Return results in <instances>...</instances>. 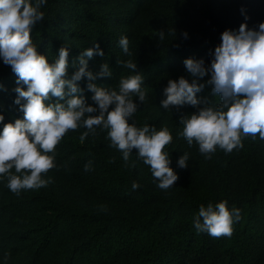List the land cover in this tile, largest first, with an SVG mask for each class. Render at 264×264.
<instances>
[{
  "label": "trees",
  "instance_id": "obj_1",
  "mask_svg": "<svg viewBox=\"0 0 264 264\" xmlns=\"http://www.w3.org/2000/svg\"><path fill=\"white\" fill-rule=\"evenodd\" d=\"M41 10L45 16L31 36L50 62L64 44L71 49L72 70V59L97 39L105 56H94L89 67L98 71L102 62L109 63L112 77L97 81L106 87H116L129 74L117 60L138 63L148 95L129 122L169 127L173 139L165 147L179 176L175 185L161 189L135 149L123 161L110 146L107 130L98 129L83 142L79 136L85 128L69 130L56 146L57 166L45 174L49 184L17 195L6 187V178L0 179V264H264V142L259 134L243 137V148L225 152L217 147L206 158L195 141L189 146L178 135L180 116L197 107L160 106L168 80L188 76L184 59L203 58L210 65L224 30L264 22V0H47ZM159 30L165 32L163 41ZM122 35L129 39L131 57L118 43ZM0 86L3 123L22 117L14 103L16 75L2 61ZM197 95L204 101L199 107L220 102L211 85ZM183 152L189 154L188 166L179 168ZM89 161L91 170L85 171ZM133 181L140 187L132 189ZM221 200L241 209L231 236L197 232L192 221L199 206Z\"/></svg>",
  "mask_w": 264,
  "mask_h": 264
},
{
  "label": "clouds",
  "instance_id": "obj_2",
  "mask_svg": "<svg viewBox=\"0 0 264 264\" xmlns=\"http://www.w3.org/2000/svg\"><path fill=\"white\" fill-rule=\"evenodd\" d=\"M46 3L0 0V61L16 75L14 103L23 113L7 123H3L5 116L0 113V179L6 178V187L17 195L24 189L46 186L51 177L45 174L57 166L56 146L69 130L83 127L86 130L79 136L81 142L90 134L97 135L98 129L107 130L110 146L121 152L123 161L128 162L135 149L137 157L150 166L159 188L175 185L179 174L170 166L171 156L165 147L173 139L169 127L129 122L135 121L134 114L148 95L138 63L117 60L130 70L129 74L122 75L116 87H106L97 81L112 77L109 63L102 62L98 71L89 67L94 56H105L97 39L72 59V70L71 49L64 44L50 62L31 36L34 26L45 16L41 8ZM158 38L165 39L163 30L158 31ZM118 43L131 57L128 37L122 35ZM212 57L208 66L203 58H185L188 76L169 79L163 89L165 98L160 101L165 110L173 106L197 107V111L180 116L183 128L178 135L189 146L195 141L206 158H211L217 147L225 152L243 148L242 138L249 134L253 138L259 134L264 142V22L257 28H249L244 22L238 29L224 30ZM206 85L212 86L220 102L199 107L204 101L197 93ZM86 92L92 95L88 97ZM188 160L189 154L183 152L177 166L187 167ZM91 167V161L84 165L85 171ZM131 187L137 189L140 185L133 181ZM240 219L241 209L234 205L229 208L228 201L221 200L201 204L192 223L197 232L219 237L231 236L233 224Z\"/></svg>",
  "mask_w": 264,
  "mask_h": 264
}]
</instances>
